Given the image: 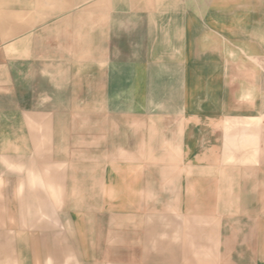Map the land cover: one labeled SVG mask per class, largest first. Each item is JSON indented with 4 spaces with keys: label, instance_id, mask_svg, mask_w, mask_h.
I'll list each match as a JSON object with an SVG mask.
<instances>
[{
    "label": "crops",
    "instance_id": "obj_1",
    "mask_svg": "<svg viewBox=\"0 0 264 264\" xmlns=\"http://www.w3.org/2000/svg\"><path fill=\"white\" fill-rule=\"evenodd\" d=\"M0 40L21 97L0 108V264H264V0H2ZM83 105L124 135L145 137L151 114L200 118L209 137L158 161L148 193L130 143L73 158ZM248 124L250 144L228 147V125L243 140ZM152 195L167 203L150 213Z\"/></svg>",
    "mask_w": 264,
    "mask_h": 264
},
{
    "label": "rangeland",
    "instance_id": "obj_2",
    "mask_svg": "<svg viewBox=\"0 0 264 264\" xmlns=\"http://www.w3.org/2000/svg\"><path fill=\"white\" fill-rule=\"evenodd\" d=\"M2 0H0L1 2ZM10 40H0V108H3L4 111H6L7 115L11 114V111L16 108L18 105L16 101L21 97L17 99L15 89L12 86V77L11 72L9 71V65H11L10 60ZM41 48V44H40ZM7 50V52H6ZM48 58V56H42L41 54L37 57V60L35 62V65L38 67L39 70L43 68V65L46 64L49 65V61L44 60V58ZM33 65V63H32ZM39 78L36 79L37 81H40L39 88L37 90L41 91L43 87L42 83V74L40 72ZM24 96H26V89H23ZM24 103L23 106L30 107L29 104H26V98H23ZM56 106H62V107H70L71 110H73L74 105H56ZM148 111H152L155 109V107H158V105H147ZM32 108H35L36 110H41L43 108L42 102L38 101V104H35L32 106ZM81 109L83 111V119L81 121H76V124L80 125L77 126V128L70 129V131L76 132L74 135L66 136V141L68 143V147H81L80 150H82V153H80V150H78L76 153H72L73 158L79 159V155H82V158L84 161L86 160H98L101 161L100 164L106 163L112 159H124L128 158L124 155L125 152H123L122 146H128L129 143L131 144V147H125L130 148L129 158L134 159H145L146 160V191L154 192V189L156 186H158V180L160 179L161 175V169L159 167H156L157 162L160 160H167L172 158L173 149H176L177 147H202V144L204 143V140H208V126H207V136H204V125L200 118H195L188 120L186 118L180 119V120H163L162 125L158 123V121H155L152 115H148L146 119V136L145 137H139L138 135H127L123 134L122 130V120H115L116 123L119 124V129H111L110 126V117H107L108 115L101 110V107L99 106L98 112H96L94 105H83L81 106ZM158 110V109H157ZM89 115L97 116V118H88ZM71 123L74 124L73 121ZM188 124L191 130V135H187L188 131ZM251 124L244 125L242 130L238 129L237 132H243L245 131L249 132L248 136L242 140L240 136L235 135V128L232 125H228V135H226V143L228 147H235V143H238L237 147H245V143L247 141L248 144L251 142ZM195 134H194V129ZM252 131V130H251ZM254 132L256 129L253 130ZM81 132V134H79ZM194 134V135H193ZM141 138V139H139ZM257 136H253V139H255L256 142ZM37 141V137L35 139ZM141 140V141H140ZM145 140L146 147H137L139 142H143ZM242 144V146H239ZM258 144V143H257ZM176 155V153H174ZM99 164V165H100ZM85 170V169H84ZM33 171L30 172V178H33L34 175ZM26 174V171H25ZM39 178V177H38ZM35 182V181H34ZM32 181L28 182L30 187L32 188L31 191L34 192L37 197H39L40 191H42V184L41 183H34ZM116 183H118L119 187L124 186L125 183H127L125 178H119L115 180ZM137 181L134 179H130V184L134 187L136 185L137 187ZM24 186V185H23ZM28 186V185H27ZM125 187V186H124ZM29 187H27L28 189ZM35 189V191H34ZM40 190V191H39ZM25 191V190H24ZM38 192V193H37ZM149 196V195H148ZM36 197V198H37ZM35 205L38 203H41L42 201L35 199ZM169 201V200H168ZM163 203L164 205L167 203L165 200H155L154 195H152L150 198L147 199L146 205H147V211L152 213L157 205H160ZM35 218L42 219V216H36ZM37 224V223H36ZM38 225H41V223H38Z\"/></svg>",
    "mask_w": 264,
    "mask_h": 264
}]
</instances>
